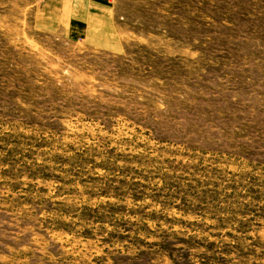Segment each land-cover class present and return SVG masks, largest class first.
Listing matches in <instances>:
<instances>
[{"label":"rangeland","instance_id":"obj_1","mask_svg":"<svg viewBox=\"0 0 264 264\" xmlns=\"http://www.w3.org/2000/svg\"><path fill=\"white\" fill-rule=\"evenodd\" d=\"M76 3L0 0V264H264V0Z\"/></svg>","mask_w":264,"mask_h":264},{"label":"crops","instance_id":"obj_2","mask_svg":"<svg viewBox=\"0 0 264 264\" xmlns=\"http://www.w3.org/2000/svg\"><path fill=\"white\" fill-rule=\"evenodd\" d=\"M50 1H52V0H50ZM54 1L59 3L60 8H63V5L67 0H54ZM68 1H73V0H68ZM79 1H82L83 5H84V1H86V0H79ZM91 1H93V0H91ZM79 4L76 3V4L71 5L72 12H71V15L69 16L68 23H69V25H70V23H71V25H74L72 27H75V25L88 27L89 21L86 19V16H88V13H85L83 5L79 6ZM88 6H89V4H88ZM64 14L66 16L65 10H64ZM64 14L60 15V17H64ZM75 29H76V27H75Z\"/></svg>","mask_w":264,"mask_h":264}]
</instances>
